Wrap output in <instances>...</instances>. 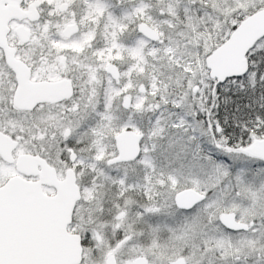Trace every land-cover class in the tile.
I'll list each match as a JSON object with an SVG mask.
<instances>
[{
	"label": "snow or ice",
	"instance_id": "obj_1",
	"mask_svg": "<svg viewBox=\"0 0 264 264\" xmlns=\"http://www.w3.org/2000/svg\"><path fill=\"white\" fill-rule=\"evenodd\" d=\"M0 264H264V0H0Z\"/></svg>",
	"mask_w": 264,
	"mask_h": 264
}]
</instances>
